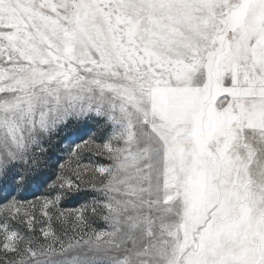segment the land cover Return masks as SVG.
Returning <instances> with one entry per match:
<instances>
[{"label": "snow or ice", "instance_id": "obj_1", "mask_svg": "<svg viewBox=\"0 0 264 264\" xmlns=\"http://www.w3.org/2000/svg\"><path fill=\"white\" fill-rule=\"evenodd\" d=\"M0 264H264V0H0Z\"/></svg>", "mask_w": 264, "mask_h": 264}, {"label": "rangeland", "instance_id": "obj_2", "mask_svg": "<svg viewBox=\"0 0 264 264\" xmlns=\"http://www.w3.org/2000/svg\"><path fill=\"white\" fill-rule=\"evenodd\" d=\"M95 140L97 144L102 143L104 137L97 132L94 124H88L80 128H70L62 132L60 137L54 142L45 160L41 162L39 171L42 173L40 179L30 185L27 190L16 193V198L23 201H35L40 195L48 191L46 185L56 179L60 173V165H66V172L70 174L71 168L75 167V161L70 162V151L76 144H83L84 141ZM81 161L84 164L106 165L108 163L105 156L96 154L95 150H88L87 147L81 153ZM92 190L89 186L81 185L79 191L70 194L64 201V206L69 209L79 208L84 202L91 201ZM97 227H103V222L97 220Z\"/></svg>", "mask_w": 264, "mask_h": 264}]
</instances>
